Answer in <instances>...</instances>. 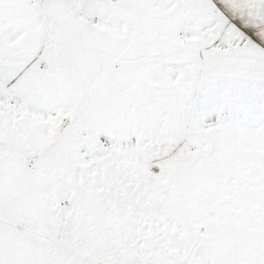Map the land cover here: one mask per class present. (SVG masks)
<instances>
[{"label":"snow or ice","instance_id":"6c2138e0","mask_svg":"<svg viewBox=\"0 0 264 264\" xmlns=\"http://www.w3.org/2000/svg\"><path fill=\"white\" fill-rule=\"evenodd\" d=\"M0 264H264V0H0Z\"/></svg>","mask_w":264,"mask_h":264}]
</instances>
